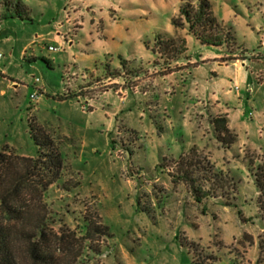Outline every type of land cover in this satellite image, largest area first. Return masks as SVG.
<instances>
[{
  "label": "rangeland",
  "instance_id": "1",
  "mask_svg": "<svg viewBox=\"0 0 264 264\" xmlns=\"http://www.w3.org/2000/svg\"><path fill=\"white\" fill-rule=\"evenodd\" d=\"M198 1L0 0V153L25 174L46 135L60 161L8 205L43 221L50 264H264V0H210L235 38L218 47L173 25Z\"/></svg>",
  "mask_w": 264,
  "mask_h": 264
},
{
  "label": "trees",
  "instance_id": "2",
  "mask_svg": "<svg viewBox=\"0 0 264 264\" xmlns=\"http://www.w3.org/2000/svg\"><path fill=\"white\" fill-rule=\"evenodd\" d=\"M8 18L14 19L15 17L10 13L6 14L4 17V19ZM173 25L177 27H185L187 25L189 32L206 46L218 47L229 43L234 44L235 42L232 30L228 26L220 23L214 15L210 0H199L197 4L186 3L180 9V17L173 20ZM155 47L157 48V50H154L155 53L168 55L176 45L172 38L164 39L159 37ZM176 51L178 50L176 49ZM67 98H69V96L63 97V99ZM213 124L215 125L219 138H225L224 135L226 134L229 136L231 135L226 118H217L213 121ZM34 127V125H31L32 131L36 130ZM34 137L36 138L35 135ZM42 138L44 140L43 144L40 145L37 143V145H39L38 156L35 158H22V161L25 163V174L18 172L13 173L5 157L0 153V206L2 209L0 211V264H50L51 257L44 246L37 241L39 237L46 236L43 230V223H41L43 221L38 222L39 225L36 224V226L25 227L23 223V225H21V222H23L22 215L8 205V199L15 194V192H18L19 187L24 184L27 179L38 175L46 177L52 175L50 177V183L58 179L59 159L58 161H53L54 159H51L49 162L45 161L46 159L44 158L50 156L42 152L44 147H52L53 142L46 135H42ZM233 142L234 138H231L228 141V146L233 144ZM183 162L184 160L181 159L179 164ZM186 176L187 175L183 177L184 181L189 184L191 183V189L196 200L202 202L203 198H205L202 196V191L197 189L195 185H193L194 182ZM255 183L260 192L259 209L264 218V168L261 166L256 174ZM3 214L8 218L6 221L2 218ZM97 231L103 235H107V232H109L107 227L102 230L98 229ZM21 238L28 242L23 251L24 255H28V260L26 258H20V255L17 253L18 250L16 249L15 242L17 239Z\"/></svg>",
  "mask_w": 264,
  "mask_h": 264
},
{
  "label": "built area",
  "instance_id": "3",
  "mask_svg": "<svg viewBox=\"0 0 264 264\" xmlns=\"http://www.w3.org/2000/svg\"><path fill=\"white\" fill-rule=\"evenodd\" d=\"M57 50V48H55V47H50V51H56ZM39 81H40V79H38V78H36L35 79V90H34V92L30 95V99H31V101H37L38 99H39V95H40V93H39V87H38V83H39Z\"/></svg>",
  "mask_w": 264,
  "mask_h": 264
},
{
  "label": "crops",
  "instance_id": "4",
  "mask_svg": "<svg viewBox=\"0 0 264 264\" xmlns=\"http://www.w3.org/2000/svg\"><path fill=\"white\" fill-rule=\"evenodd\" d=\"M216 16H219V15H218V14H216ZM221 19H222V18H220V20H221ZM260 31H261V32H263V31H264V26L260 27ZM234 58H235V57H234ZM249 61L251 62V61H252V59L250 58V60H249ZM235 62H236V61H235ZM238 62H239V61H238ZM238 62H237V63H238ZM238 72H239V71H238ZM239 74H240V76H242V73H240V72H239ZM248 81H249V79H248Z\"/></svg>",
  "mask_w": 264,
  "mask_h": 264
}]
</instances>
